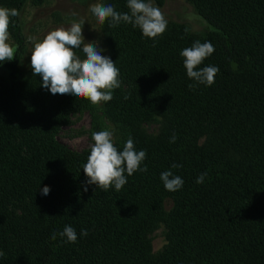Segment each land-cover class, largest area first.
<instances>
[{"label": "trees", "instance_id": "obj_1", "mask_svg": "<svg viewBox=\"0 0 264 264\" xmlns=\"http://www.w3.org/2000/svg\"><path fill=\"white\" fill-rule=\"evenodd\" d=\"M28 1L0 7L20 14ZM187 1L208 25L202 34L174 24L153 46L131 24L100 25L121 82L100 106L53 95L32 69L20 70L23 35L12 18L15 58L0 74V264H264V0ZM103 2L129 12L127 0ZM197 40L215 48L198 68L219 72L211 86L189 88L180 52ZM82 112L91 133L114 130L118 151L131 137L147 171L120 191H84L92 145L74 150L57 138ZM169 170L184 181L178 191L160 180ZM66 225L75 243L51 239ZM159 228L165 244L154 252Z\"/></svg>", "mask_w": 264, "mask_h": 264}, {"label": "clouds", "instance_id": "obj_2", "mask_svg": "<svg viewBox=\"0 0 264 264\" xmlns=\"http://www.w3.org/2000/svg\"><path fill=\"white\" fill-rule=\"evenodd\" d=\"M129 12H117L112 5L95 3L89 11L96 18L97 23L103 25L110 22L111 27L121 23L131 24L133 28H139L144 37L153 40V46L167 28L168 21L159 7L153 5L152 0H127ZM19 11L15 8L0 7V62L12 61L15 58L16 47L11 46L9 41V26L12 18L18 17ZM85 20L80 19L70 27L57 28L49 31L42 40L36 41L35 37H29L33 41L30 66L33 75L41 77V87L51 94L72 95L75 98L88 100L93 106H100L104 102L113 99V91L121 86L119 69L109 57L102 56L104 51L98 41L85 42L82 35V26ZM215 51L211 42L201 43L195 41L191 47L180 52L184 58V67L187 77L195 83L189 88L203 84L211 86L215 83V76L219 72L217 66H205L198 68L205 59ZM82 52L83 59L78 55ZM236 65L233 64V69ZM127 98V97H125ZM114 130H102L92 133L90 155L83 172L86 176L83 190L87 191L88 185L107 191L114 186L120 191L127 183V177L135 172H146L147 166L141 167L146 158V151H137L131 137L123 145V150L118 151L113 142ZM176 134L170 138L175 143ZM181 167L173 164L172 168ZM127 174V176L125 175ZM207 173H202L197 179V184H202ZM165 190L175 192L182 188L183 179L174 175L172 171H164L160 174ZM49 187L41 190L42 195L49 194ZM57 235L66 238L65 242L75 243L77 233L72 226L66 225L63 231L53 233L51 239ZM81 236H87L86 229H82ZM6 254L0 250V258Z\"/></svg>", "mask_w": 264, "mask_h": 264}, {"label": "rangeland", "instance_id": "obj_3", "mask_svg": "<svg viewBox=\"0 0 264 264\" xmlns=\"http://www.w3.org/2000/svg\"><path fill=\"white\" fill-rule=\"evenodd\" d=\"M103 3V0H30L23 7L19 14V21L22 29L23 44L18 52L19 60L17 65L20 70H31L30 58L33 48V41L29 37H35L36 41L52 30L57 28H67L80 19L85 20L82 26V35L85 42L98 41L103 52L102 56H107V46L102 35L100 24L89 11L90 6L95 3ZM154 6L159 7L168 21L167 27L180 24L188 28L192 33L199 35L208 29L205 20L195 11L193 6L187 0H161L158 3L152 0ZM8 43L15 46L14 39L9 33ZM16 53V52H15ZM5 62H0V74H7ZM90 116L88 112H82L72 116V123L64 126L58 140L74 150H81L93 145L92 133L90 132ZM109 127H103L102 130H109ZM149 131H156L157 126L147 127ZM101 130V131H102ZM164 229L159 228L153 233L152 245L153 251L157 252L163 249L165 244Z\"/></svg>", "mask_w": 264, "mask_h": 264}]
</instances>
